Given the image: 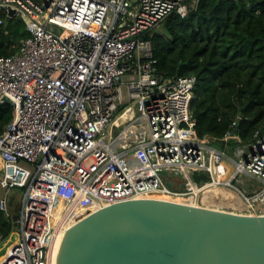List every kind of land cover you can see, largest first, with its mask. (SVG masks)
<instances>
[{"label": "built area", "instance_id": "built-area-1", "mask_svg": "<svg viewBox=\"0 0 264 264\" xmlns=\"http://www.w3.org/2000/svg\"><path fill=\"white\" fill-rule=\"evenodd\" d=\"M197 1L0 0V26L19 19L29 32L15 53L0 56V103L13 111L0 135L7 217L10 191L24 189L19 240L0 264L9 251L22 264H53L49 224L57 206L60 234L97 209L138 198L264 214V130L231 154L215 143L239 141L236 121L222 138H200L189 112L195 78H167L153 57V33ZM225 161L234 167L228 179ZM197 172L208 179L198 184ZM208 186L239 203H209Z\"/></svg>", "mask_w": 264, "mask_h": 264}, {"label": "trees", "instance_id": "trees-1", "mask_svg": "<svg viewBox=\"0 0 264 264\" xmlns=\"http://www.w3.org/2000/svg\"><path fill=\"white\" fill-rule=\"evenodd\" d=\"M28 36L22 20L5 19L0 26V56L15 53ZM151 41L160 73L195 78L189 112L200 138H222L236 121L239 141L215 143L231 154L264 130V0H198L185 17L167 16ZM12 116V107L0 103V135ZM217 191L219 197L230 198ZM17 208L11 217L0 211V236L13 231Z\"/></svg>", "mask_w": 264, "mask_h": 264}, {"label": "water", "instance_id": "water-1", "mask_svg": "<svg viewBox=\"0 0 264 264\" xmlns=\"http://www.w3.org/2000/svg\"><path fill=\"white\" fill-rule=\"evenodd\" d=\"M13 226L0 256L19 240L16 216ZM53 264H264V214L168 199L125 200L58 234Z\"/></svg>", "mask_w": 264, "mask_h": 264}, {"label": "rangeland", "instance_id": "rangeland-1", "mask_svg": "<svg viewBox=\"0 0 264 264\" xmlns=\"http://www.w3.org/2000/svg\"><path fill=\"white\" fill-rule=\"evenodd\" d=\"M225 165L227 166V169H228V172H227V175L224 177V179H228L229 177H230V175L234 172V167H233V165H229V163L227 162V161H225ZM193 180L195 181V182H197L198 184H200V183H202L204 180H206V179H208V177L207 176H204V175H202L201 173H195L194 175H193ZM167 185L168 186H170V180L169 179H167ZM234 183H236V180L234 181ZM249 184H253L251 181H250V183ZM183 187V185H181V188ZM217 190H219V188L217 189ZM11 192V194H14V195H16L15 196V201H14V204L12 205V207H11V211H12V213H15V212H18V205H19V200H20V198H21V195H22V192H20V191H18L16 188H13V190L12 191H10ZM217 192L218 191H216L215 192V194H214V192H209L208 194H206V197L208 198V200H212V199H214V200H212V202L213 201H216V200H218V201H222V202H225V203H233L234 201L235 202H237V203H239L238 202V200L235 198V197H233L232 195V193L231 192H229V191H227L226 193H224V194H227V195H230V198H226V196L224 197L223 195H221V197H219V194H217ZM4 193V191L2 190V189H0V195H2ZM208 195V196H207ZM162 197H164V198H168V199H173V200H177V201H179V200H184L185 201V199H183V198H179V197H170V196H162ZM233 201V202H232ZM59 212H61V207L58 209V208H56L55 209V212H52V218H51V221H50V226H51V228L53 227V216L55 215V213L56 214H59ZM37 217L38 216H36V218H35V221H37ZM39 231V230H38ZM38 237H40V232H38ZM38 241V240H37ZM7 264H22V261H21V257H20V255L19 254H16V255H14L8 262H7Z\"/></svg>", "mask_w": 264, "mask_h": 264}, {"label": "bare ground", "instance_id": "bare-ground-1", "mask_svg": "<svg viewBox=\"0 0 264 264\" xmlns=\"http://www.w3.org/2000/svg\"><path fill=\"white\" fill-rule=\"evenodd\" d=\"M119 120V122H121L122 120H123V113L121 114V115H119V117L117 118V121ZM218 178H220V176L218 177ZM217 187H210V186H208V187H206L205 189H204V192L207 194V193H209V192H216L217 191ZM161 197V196H160ZM171 197V196H170ZM167 199V198H166ZM169 200H172L173 201V199H169ZM174 201H177V200H174ZM223 203V204H227V205H234V204H228V203H225V202H222V201H219V203ZM209 203H211V202H209ZM212 204V203H211ZM212 206H215L216 208H218L219 207V205H212ZM47 209V208H46ZM48 209H49V206H48ZM52 215V214H51ZM61 212H59V214H56L55 213V215L53 216V219H54V225H53V227H52V229H53V231L51 232V234H50V236H51V238H50V240H49V247L51 248V253H50V255H49V258H50V261L53 263V255H54V247H55V243H56V240H57V237H58V234H60L59 233V231H60V228L61 227H59V228H57V221L59 220V217H61ZM39 219V215H38V217H37V220ZM41 228H46V226L44 227V225L42 224L41 225ZM39 230V229H38ZM47 230H48V228H47ZM40 237H41V235H40ZM14 255H12L11 254V252L9 251L8 252V255H7V257H6V260L7 261H4L2 264H7V262L13 257Z\"/></svg>", "mask_w": 264, "mask_h": 264}, {"label": "crops", "instance_id": "crops-1", "mask_svg": "<svg viewBox=\"0 0 264 264\" xmlns=\"http://www.w3.org/2000/svg\"><path fill=\"white\" fill-rule=\"evenodd\" d=\"M121 114H122V113H120L119 115H121ZM119 115L117 116V118L119 117ZM127 115H129V114H127ZM127 115H126V116H127ZM117 118H116V119H117ZM108 135L110 136V134H108ZM170 185H171V183H170ZM167 199H168V198H167ZM179 201L181 202V201H184V200H179Z\"/></svg>", "mask_w": 264, "mask_h": 264}]
</instances>
